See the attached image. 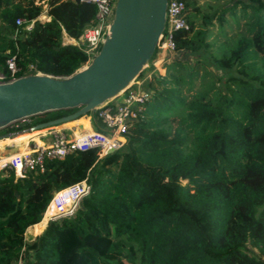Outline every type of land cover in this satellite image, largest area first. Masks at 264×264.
Wrapping results in <instances>:
<instances>
[{"label":"trees","instance_id":"1","mask_svg":"<svg viewBox=\"0 0 264 264\" xmlns=\"http://www.w3.org/2000/svg\"><path fill=\"white\" fill-rule=\"evenodd\" d=\"M185 2L181 57L143 82L149 97L120 148L72 151L23 177L0 170V264H264V0ZM95 11L75 0H0V68L9 76L14 55L21 74L73 73L90 57L62 31L78 38ZM20 17L35 22L27 29ZM80 181L90 190L76 211L47 223L54 194Z\"/></svg>","mask_w":264,"mask_h":264},{"label":"water","instance_id":"2","mask_svg":"<svg viewBox=\"0 0 264 264\" xmlns=\"http://www.w3.org/2000/svg\"><path fill=\"white\" fill-rule=\"evenodd\" d=\"M167 4L168 0H116L107 35L88 64L67 76L40 71L0 82V130L31 116L77 108L28 129L54 127L93 113L116 97L156 51L166 26ZM15 194L19 198L18 191Z\"/></svg>","mask_w":264,"mask_h":264},{"label":"built area","instance_id":"3","mask_svg":"<svg viewBox=\"0 0 264 264\" xmlns=\"http://www.w3.org/2000/svg\"><path fill=\"white\" fill-rule=\"evenodd\" d=\"M81 3L91 4L95 7L94 19L83 28L78 38L70 37L62 31L64 44L85 45V51L89 54V60L98 52L107 32L110 28L116 0H79ZM187 5L185 0H168L167 20L165 30L156 49V54L164 55L176 52L175 33L187 32L190 23L186 17ZM46 15L43 13L36 19L43 20ZM35 19L27 20L17 18L16 24L25 25L30 29ZM9 76L0 71V82H6L17 77L40 72L33 66L29 71L22 73V68L17 64L14 55L6 59ZM149 97L148 90L141 84L135 89H130L125 94L103 105L93 111L97 119V126H93L84 132H77L69 136L62 127H50V141L48 143L33 142L26 150L12 151L6 158L0 160V170L3 168L12 169L16 177H23L30 171L44 170L45 160L61 159L72 151H85L91 148L100 149L103 155L120 148L125 141V134L129 125L137 118L138 112ZM90 186L86 181H80L66 186L57 191L46 207L44 216L48 215V221L64 216L72 215L78 208L82 197L88 194ZM16 264H22L19 260Z\"/></svg>","mask_w":264,"mask_h":264},{"label":"crops","instance_id":"4","mask_svg":"<svg viewBox=\"0 0 264 264\" xmlns=\"http://www.w3.org/2000/svg\"><path fill=\"white\" fill-rule=\"evenodd\" d=\"M47 18L48 17L46 16L45 19H47ZM98 123H97V119H95L93 114L91 113L90 116L86 115V116H83L77 120L57 125L56 127H58V126L62 127L63 129L66 130V132L69 134V136H74L77 134V132L87 131L88 128H86V127L92 128L95 125L97 126ZM15 124H16V122L11 124V125H15ZM80 126H82L84 129L81 130ZM50 130H51V128L37 129V130H29V129L27 130L26 129V130H23L21 132L11 134L7 137L0 139V141H9V144H5L6 146L2 145L0 142V151L1 150L7 151L5 148H8L9 146H10L9 149L16 147L17 149H15L14 151H23V150L27 149L30 145H32L33 142L48 143L50 141ZM47 223H48V220H47ZM47 223H46V225H47ZM37 224H35L34 227L33 226H31V227H33V229H35ZM43 230H44V227L40 231H43ZM38 233H41V232L37 231L36 235Z\"/></svg>","mask_w":264,"mask_h":264},{"label":"rangeland","instance_id":"5","mask_svg":"<svg viewBox=\"0 0 264 264\" xmlns=\"http://www.w3.org/2000/svg\"><path fill=\"white\" fill-rule=\"evenodd\" d=\"M200 3H204L206 2L207 0H199ZM218 30L216 29V31L213 33V36H212V39H219L220 38V34L219 32H217ZM228 36H230V38H233L234 35H232L231 32L228 33ZM216 39V40H217ZM180 54H178L177 52H174L172 54H169L168 58L164 59V55H161L159 56V54H156V51L153 53L152 57L150 58V62H148L149 64L144 68L143 70V73H142V76L136 81L134 82L133 86L130 88V89H135L137 88V86L139 84H141L143 86V82L146 80V79H149L154 73H157L159 75H163L165 74L166 70H167V64H170L174 61V59H180ZM89 61H87L84 65H82L81 67L85 66L86 64H88ZM80 67V68H81ZM0 71H2V69L0 68ZM129 89V90H130ZM128 90V91H129ZM118 97L116 98H113L110 100V102L112 100H117ZM29 118H27L26 120H28ZM25 120V121H26ZM2 130V129H1ZM4 145L5 144H9V141H4ZM6 146V145H5ZM26 150V149H25ZM12 151L10 150H1L0 151V160L1 159H4L6 158ZM186 180L183 181V183H185ZM45 219L48 218V215L46 214L45 216ZM41 222V221H40ZM35 225H33L34 227ZM47 226V225H45ZM44 226V228H45ZM33 227L29 228L26 233H25V236L27 239H33L35 238L37 235H39L40 233H38L36 235V230H37V227H35V229H33ZM38 232H42V231H38ZM255 251V254H259L260 252L258 250H256L255 248L253 249Z\"/></svg>","mask_w":264,"mask_h":264},{"label":"bare ground","instance_id":"6","mask_svg":"<svg viewBox=\"0 0 264 264\" xmlns=\"http://www.w3.org/2000/svg\"><path fill=\"white\" fill-rule=\"evenodd\" d=\"M149 62H150V60H149ZM149 63H147L146 65H145V67L148 65ZM144 67V68H145ZM144 68L130 81V83L124 88V89H122L117 95H116V97H120V96H122L123 94H125L132 86H133V84H134V82H136L135 80H136V78L141 74V72L144 70ZM116 97H114V98H116ZM110 100H108L107 102H109ZM106 102V103H107ZM105 104V103H104ZM86 128H88V129H91L90 127H86ZM15 139V138H14ZM1 142V144L2 145H4V141H0ZM21 142V141H20ZM10 148V146L8 147V148H5L6 150H10L9 149Z\"/></svg>","mask_w":264,"mask_h":264}]
</instances>
